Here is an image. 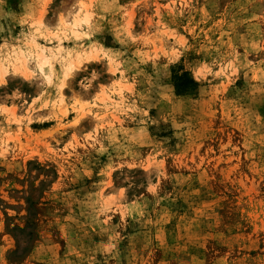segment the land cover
Instances as JSON below:
<instances>
[{
	"label": "rangeland",
	"instance_id": "1",
	"mask_svg": "<svg viewBox=\"0 0 264 264\" xmlns=\"http://www.w3.org/2000/svg\"><path fill=\"white\" fill-rule=\"evenodd\" d=\"M0 58V264H264V0H0Z\"/></svg>",
	"mask_w": 264,
	"mask_h": 264
},
{
	"label": "bare ground",
	"instance_id": "2",
	"mask_svg": "<svg viewBox=\"0 0 264 264\" xmlns=\"http://www.w3.org/2000/svg\"><path fill=\"white\" fill-rule=\"evenodd\" d=\"M81 9H83L81 7ZM77 11V10H76ZM74 12H72L73 14ZM64 18V17H63ZM72 18V17H71ZM63 20L62 24H64V28H70L71 31L73 32V34L75 36L78 37L79 33L81 32L77 27L82 26L83 24L85 25H89L90 23V15L87 13V11L81 12V10L79 9L77 13H74V17L72 18L71 22H67L64 19H61V21ZM69 21V20H68ZM61 24V23H60ZM62 26V25H61ZM63 28V26H62ZM64 30V29H63ZM66 30V29H65ZM70 31V30H69ZM65 32V31H64ZM63 32V33H64ZM68 32V31H66ZM65 32V33H66ZM59 33V32H58ZM64 33V34H65ZM70 33V32H69ZM63 34V35H64ZM67 34V33H66ZM65 34V35H66ZM64 35V36H65ZM61 36V34H60ZM67 36V35H66ZM83 36V35H81ZM96 46V45H95ZM26 47V46H25ZM29 47V46H28ZM22 49V48H21ZM90 49V48H89ZM28 50V48H27ZM85 50V49H84ZM98 48H94V49H90L88 51H85V53L79 52L76 55H74L65 65H64V73L65 75L68 77L70 76L72 73H74V71L76 70L77 66L82 63V60L84 59H91L94 55H97V53L99 52ZM16 63L14 65V69L15 70H20V72H22L24 75H27L28 68L30 66H28V57L33 58V63L35 64V66L37 67V69L43 73L45 75V77L49 80L51 79V75L49 74V72H47V68H50L51 66H53V60L51 59V56L49 54H47L45 52V48L41 45L37 43H34L33 49L31 50V52L28 53V56L26 54L27 51L25 50H21L20 52L16 51ZM84 52V51H83ZM69 54V52H67ZM66 53V56H67ZM70 55V54H69ZM68 55V56H69ZM12 56H13V52H12ZM92 56V57H91ZM63 57V56H62ZM91 57V58H90ZM1 59V58H0ZM11 59V58H10ZM32 60V59H31ZM68 60V59H67ZM13 61V60H12ZM18 61V62H17ZM32 62V61H31ZM65 62V61H64ZM85 62V61H83ZM5 63V62H4ZM51 70V69H50ZM7 72V66L3 65L0 62V81L3 80L4 74Z\"/></svg>",
	"mask_w": 264,
	"mask_h": 264
},
{
	"label": "trees",
	"instance_id": "3",
	"mask_svg": "<svg viewBox=\"0 0 264 264\" xmlns=\"http://www.w3.org/2000/svg\"><path fill=\"white\" fill-rule=\"evenodd\" d=\"M174 82L177 87V91L183 92L186 87L196 84L194 80L188 75V73H183L182 75H174Z\"/></svg>",
	"mask_w": 264,
	"mask_h": 264
}]
</instances>
